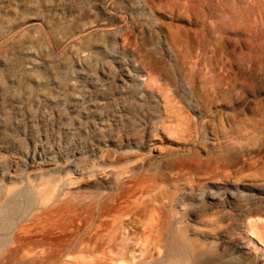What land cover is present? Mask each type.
<instances>
[{
    "label": "rangeland",
    "instance_id": "rangeland-1",
    "mask_svg": "<svg viewBox=\"0 0 264 264\" xmlns=\"http://www.w3.org/2000/svg\"><path fill=\"white\" fill-rule=\"evenodd\" d=\"M239 1L0 0V264H264Z\"/></svg>",
    "mask_w": 264,
    "mask_h": 264
},
{
    "label": "bare ground",
    "instance_id": "bare-ground-1",
    "mask_svg": "<svg viewBox=\"0 0 264 264\" xmlns=\"http://www.w3.org/2000/svg\"><path fill=\"white\" fill-rule=\"evenodd\" d=\"M263 9H264V0H240L239 1L240 12L238 16V23H239L238 24V44H239L240 69H239V76H238V84H239V93L243 101L247 100L249 88L252 90L255 87L254 77L256 75V71L259 66V63L261 62V60L264 59V26L258 25L256 21V17L258 13L262 11ZM253 114H254L252 115L253 116V119H252L253 126L257 127L256 128L257 131L261 130L262 133H264V109H261V111H257V109H254ZM234 161L236 165L241 164L239 156L237 157L235 156ZM115 199L116 197H112L111 201L114 202ZM106 203L99 201L98 213L100 217L103 214V207ZM12 211H13L12 207H4L3 210L0 211L1 212L0 214L2 215L4 214L5 217L7 215L9 217L11 216L10 214L12 213ZM101 211H102V214H101ZM114 224H116V222ZM113 225H112V230H119V229L126 230L125 223L123 222L118 223L117 226H113ZM13 226L14 224H12L11 222L8 224H6V222L5 224L0 223V233L2 231L7 232L11 228H13ZM102 227H103V223H102V220H100V224L98 225V228L101 229ZM114 233L115 231H113L111 234H114ZM100 236L101 235H99V237ZM110 236L111 238L109 239L108 245L112 246V243H113L112 235ZM12 243L13 242L11 238H6L5 240L0 239V250L3 249L7 245H11ZM119 262H123V264H128L125 262L123 258H121Z\"/></svg>",
    "mask_w": 264,
    "mask_h": 264
}]
</instances>
